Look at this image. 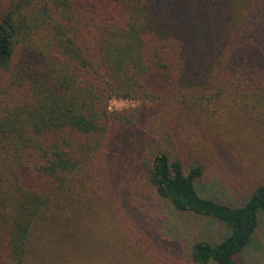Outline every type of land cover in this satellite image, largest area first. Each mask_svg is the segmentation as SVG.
Returning <instances> with one entry per match:
<instances>
[{"label": "trees", "instance_id": "trees-1", "mask_svg": "<svg viewBox=\"0 0 264 264\" xmlns=\"http://www.w3.org/2000/svg\"><path fill=\"white\" fill-rule=\"evenodd\" d=\"M210 133L264 160V0H0V264H160L153 200L219 226L194 264H237L264 181L239 205L202 194Z\"/></svg>", "mask_w": 264, "mask_h": 264}, {"label": "rangeland", "instance_id": "rangeland-1", "mask_svg": "<svg viewBox=\"0 0 264 264\" xmlns=\"http://www.w3.org/2000/svg\"><path fill=\"white\" fill-rule=\"evenodd\" d=\"M142 104L139 100L113 98L110 109L129 111L132 113ZM238 112V126L244 118ZM219 116L220 130L231 133L233 125L228 121L236 122L232 115L224 112ZM216 136V137H214ZM210 143L204 147L202 161L205 165L204 175L199 179V190L205 196L217 200L239 205L245 202L254 187L264 181V160L251 150H245V144L233 141V137H220L213 133L208 135ZM197 140V139H196ZM194 141L191 136L190 142ZM194 143L188 145L191 151ZM253 149V148H250ZM189 156H198V153H188ZM259 162L258 165L254 164ZM196 163V162H195ZM147 213L142 216L145 223L143 235L136 228L149 246L151 256L158 259L160 264H194L189 246L193 237H216L220 231L219 226L207 217L191 216L177 213L172 205L153 200L151 207H145ZM127 235L136 240L135 230L132 225L125 224ZM130 243H134L133 241ZM137 248V245H134ZM129 254H135L129 251ZM139 254H143L140 251ZM100 262V261H99ZM237 264H264V215L256 233L254 241L238 255Z\"/></svg>", "mask_w": 264, "mask_h": 264}]
</instances>
